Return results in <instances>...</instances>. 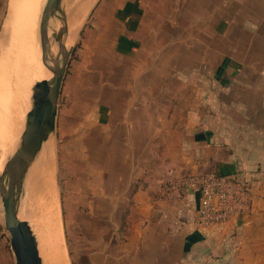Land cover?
Returning <instances> with one entry per match:
<instances>
[{
	"label": "crops",
	"instance_id": "crops-1",
	"mask_svg": "<svg viewBox=\"0 0 264 264\" xmlns=\"http://www.w3.org/2000/svg\"><path fill=\"white\" fill-rule=\"evenodd\" d=\"M86 19L60 96L77 91L68 153L89 154L104 194L83 197L97 208L83 212L87 254L76 246V263L245 264L235 234L256 224L259 264L264 0H95ZM59 105L56 133L65 136ZM209 172L250 181L248 205L202 225L197 195L178 187ZM0 225L1 264L9 252L14 264Z\"/></svg>",
	"mask_w": 264,
	"mask_h": 264
},
{
	"label": "bare ground",
	"instance_id": "bare-ground-1",
	"mask_svg": "<svg viewBox=\"0 0 264 264\" xmlns=\"http://www.w3.org/2000/svg\"><path fill=\"white\" fill-rule=\"evenodd\" d=\"M43 2L44 0L8 2V17L0 36V178L4 163L14 151L23 128L31 87L34 82L51 76V72L42 64L31 81L21 109L25 81L39 54L37 26ZM88 2L90 1L86 2V10L90 6ZM81 21H76L75 14L72 15V10L69 11L67 45L76 39ZM50 49L55 54L56 44L50 43ZM49 151L46 146L42 158L30 168L18 214L30 224L42 264H70L59 219L60 203L53 185L54 173Z\"/></svg>",
	"mask_w": 264,
	"mask_h": 264
},
{
	"label": "water",
	"instance_id": "water-1",
	"mask_svg": "<svg viewBox=\"0 0 264 264\" xmlns=\"http://www.w3.org/2000/svg\"><path fill=\"white\" fill-rule=\"evenodd\" d=\"M87 1L71 0L69 3L68 0H44L40 10L37 35L41 61L51 76L32 85L23 128L14 151L4 163L0 178L3 226L9 234L14 264H42L30 224L21 219L18 212L30 168L42 158L46 146L49 151L51 139L56 134L60 92L74 49V42L66 44L69 11L75 14L76 21L82 20L78 35L95 2L89 0L90 6L86 10ZM50 43L56 44L55 54H52Z\"/></svg>",
	"mask_w": 264,
	"mask_h": 264
},
{
	"label": "rangeland",
	"instance_id": "rangeland-1",
	"mask_svg": "<svg viewBox=\"0 0 264 264\" xmlns=\"http://www.w3.org/2000/svg\"><path fill=\"white\" fill-rule=\"evenodd\" d=\"M8 2L9 0H0V36L4 29L6 18L8 17ZM85 20H84V23L86 24L88 19L85 18ZM83 32H84V29H83ZM80 36L81 35L78 34L76 39L74 40V48H76V46L78 45ZM38 52L39 54L34 60L29 70V75L27 76L26 81H25L26 85H25V90H24V96H23V99H21L22 102L20 103L21 109L24 103L25 96L29 92L31 81L35 77L36 71L42 66L40 49L38 50ZM76 64H77L76 61L73 60L71 65L73 66ZM75 91H76L75 89L73 90L71 88V94L70 96H68L67 94L68 88H67L65 89V91L59 98V104H60L59 113H61L62 115L64 113L66 114V117L64 119L66 120V124L68 125V127H66V131L64 133L65 136H63L62 134L60 135V133L63 132V130H61L60 133L55 134L54 138L51 139V142H50L51 147L49 149L51 169H52V173H54L53 174L54 176L53 185L56 188V194L58 196V203H60L59 204V215H60L59 219L61 221L65 246L67 250V256H68L70 264H72L71 262L72 260H71V256L69 255L68 242H67L66 234H65L66 232V228H65L66 220H65V215H64L65 207L71 210L72 214H77V213H80L82 210V205H81L82 203L77 201L76 200L77 198L84 197V196L87 198L91 196L98 197L101 193L104 194L103 186L98 184L99 182L98 180L102 182V179H100L97 176V171L95 169H91L90 167L91 163L87 161L89 154H87L86 152L85 153L75 152L72 154L68 153L69 152L68 149H70V147L76 148L74 137H71V138L68 137V132L70 131V129H71V132H75L77 122H78V120L76 119L77 118L76 113L78 110H77L76 101L74 99L75 95H77L76 93L77 91L76 92ZM28 96L25 102L26 104H27ZM72 113H73L74 119L72 117ZM68 154H70L71 156H69ZM77 159L78 161H76ZM63 197H65L66 199L63 200ZM247 198H248V195H247ZM91 202L85 201V207H83L84 213L86 212L87 205L91 204ZM92 204L93 206L95 205V208H97L96 201H93ZM2 214H3V210H2L1 200H0V223L1 224L3 222ZM87 222L88 221L86 219L78 217V225L74 223L75 228L78 229L80 233V236L78 235L79 239H77L78 241L75 247L76 246L80 247L81 252L82 253L84 252L85 256L87 253H86V245H84L86 242V234H85L84 229H85ZM258 228L259 227L256 224H253V225L247 224L245 227H242V229H240L239 233L235 234L236 241L241 242L244 240L246 242V245L244 247H241L237 250L238 255L240 257L246 258V260L249 261V263H245V264H257V260H258L257 252L261 253V250L257 248ZM83 238H85V240ZM5 255H6V251L2 252V254L0 253V264L2 262L4 263ZM262 256L263 257L259 259V264L264 262V255ZM8 260H9V264H11L13 257L10 252L8 255ZM74 264H78V263L75 262Z\"/></svg>",
	"mask_w": 264,
	"mask_h": 264
},
{
	"label": "built area",
	"instance_id": "built-area-1",
	"mask_svg": "<svg viewBox=\"0 0 264 264\" xmlns=\"http://www.w3.org/2000/svg\"><path fill=\"white\" fill-rule=\"evenodd\" d=\"M178 188L181 192L197 195L198 222L213 225L228 220L246 208L250 181L240 174L209 172L186 177Z\"/></svg>",
	"mask_w": 264,
	"mask_h": 264
},
{
	"label": "trees",
	"instance_id": "trees-1",
	"mask_svg": "<svg viewBox=\"0 0 264 264\" xmlns=\"http://www.w3.org/2000/svg\"><path fill=\"white\" fill-rule=\"evenodd\" d=\"M66 198L63 197V200H65ZM77 201L81 202L82 204V210L80 213L77 214H72L71 210H69L68 208L65 207V220H66V239L68 242V250H69V255L71 256V262L72 264H74L76 261H78V259H76V256H74V251H75V245L77 244V239L78 235L80 236L79 230L75 228L74 223H76L78 225V217H83L84 216V209L83 207H85V201L83 199V197L77 198ZM84 201V202H83ZM66 202V201H65ZM87 205V204H86ZM0 229H2V226L0 225Z\"/></svg>",
	"mask_w": 264,
	"mask_h": 264
}]
</instances>
